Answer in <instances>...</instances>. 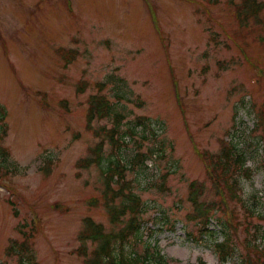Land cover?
Here are the masks:
<instances>
[{
  "label": "rangeland",
  "instance_id": "obj_1",
  "mask_svg": "<svg viewBox=\"0 0 264 264\" xmlns=\"http://www.w3.org/2000/svg\"><path fill=\"white\" fill-rule=\"evenodd\" d=\"M244 4L0 0V264H85L97 247L80 240L86 220L123 226L105 206L118 161L143 204L138 253L222 264L215 246L228 243L225 264H244L248 222L264 245V9L256 18ZM94 95L113 113L91 124ZM227 140L252 172L236 177L242 202L218 207ZM101 141V164L86 167ZM194 181L215 204L208 228L194 218ZM233 211L241 228L227 223Z\"/></svg>",
  "mask_w": 264,
  "mask_h": 264
},
{
  "label": "trees",
  "instance_id": "obj_2",
  "mask_svg": "<svg viewBox=\"0 0 264 264\" xmlns=\"http://www.w3.org/2000/svg\"><path fill=\"white\" fill-rule=\"evenodd\" d=\"M244 5L248 6L251 12L250 16L258 17V14L264 9V2L259 0H244ZM239 20L242 22L241 13L237 14ZM248 18V16H247ZM62 56L66 57L62 53ZM67 61L69 59L67 58ZM90 111H89V123L95 119L109 118L113 113V105L103 95H94L90 99ZM261 116L260 124L264 128V104L259 111ZM111 140L114 141V132L112 130ZM117 132V130H116ZM264 139V136H263ZM225 149L223 151V157L219 159V162L215 163V169L218 171V178H221V184L224 185L223 190H220L222 199L217 203L218 207L229 206V200L235 199L237 193V175L250 176L252 170L246 168V154L244 152H238L236 147L231 142H225ZM232 145V146H231ZM104 151V142L101 141L94 149V157L86 158L81 162L86 167L95 164L99 166L102 162ZM225 158V159H224ZM125 168L120 165V161L112 165L107 171L104 172L105 178V206L108 210L111 222L113 224H123L122 228L118 231L107 232L102 224L94 222L92 219L86 220V229L80 235L82 241H92L96 243L97 247L91 252V257H87L85 264H168L163 255L157 249L146 247V254L142 255L138 253L136 245L140 237V233L143 229L144 221L142 219L143 204L141 198L136 195L132 190L124 173ZM121 186V187H120ZM190 198L189 201L193 204L194 209L198 216L194 218H200L204 225H208L209 217L214 211L215 204H212L211 208L205 207L200 199L201 189L199 184L195 181L190 184ZM128 190V191H127ZM207 205V204H206ZM208 206V205H207ZM248 212V213H247ZM245 219L254 216L253 212L249 209L245 210ZM230 225H236L237 228L242 227L239 223V214L233 211V217ZM245 230L252 237L246 239V251L243 256L244 264H264V245L258 243L260 238L258 237L259 229L254 232L251 231L250 223L248 222ZM126 244L131 245L129 250H126ZM216 249L219 254V258L222 264H225L232 256V250L228 243H217ZM254 254V255H253ZM31 261V259L29 258ZM23 264V262H22ZM200 264H206L200 262Z\"/></svg>",
  "mask_w": 264,
  "mask_h": 264
}]
</instances>
